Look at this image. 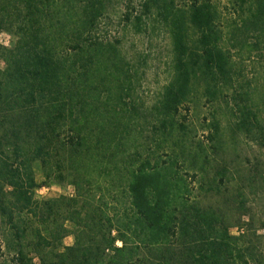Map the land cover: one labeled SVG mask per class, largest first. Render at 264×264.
Returning <instances> with one entry per match:
<instances>
[{
  "label": "trees",
  "instance_id": "16d2710c",
  "mask_svg": "<svg viewBox=\"0 0 264 264\" xmlns=\"http://www.w3.org/2000/svg\"><path fill=\"white\" fill-rule=\"evenodd\" d=\"M219 1H142L136 30L152 16L170 39L167 81L145 106L139 64L96 35L104 0H0V30L15 37L0 44V216L14 264H264L250 197L264 175L231 168L239 133L264 148V92L228 95L236 58L264 60V0H225L228 18ZM202 97L235 119L214 109L191 128L182 110ZM35 161L43 184L73 192L34 199Z\"/></svg>",
  "mask_w": 264,
  "mask_h": 264
},
{
  "label": "rangeland",
  "instance_id": "374dc122",
  "mask_svg": "<svg viewBox=\"0 0 264 264\" xmlns=\"http://www.w3.org/2000/svg\"><path fill=\"white\" fill-rule=\"evenodd\" d=\"M142 1L104 0L105 11L98 22L96 35L108 40L117 39L120 42L121 51L126 58L132 64H139L138 72L140 79L136 85V95L145 106H149L167 81L170 62V39L164 24L158 19L153 20L152 16L149 19L146 18L141 31L136 30L134 15L141 9ZM187 1L189 0H176V3L183 5ZM219 2L223 7L225 17L228 18L227 10L224 8L225 0ZM14 40L15 37L12 33L0 30L1 45L10 46ZM252 56L250 58H236L235 60L236 75L234 76L233 88H230L228 95L230 99L234 97L235 101L240 104H248L250 101L247 98L246 100L244 99L246 97L244 94L239 97L238 93L251 91V94L255 88H258L255 92H264V60L261 56L257 55V52H253ZM3 67L4 62L0 59V68ZM218 102H221L219 106L215 103L212 104V102L206 103V100L202 97L195 110L193 107L189 111L183 109L182 116L185 117L186 124L190 125L191 128L196 127L199 129L201 123H203L202 119L208 117L209 112H212L214 109H217L219 113L224 112L225 117L227 116L230 121L235 119V116L227 111L222 99L218 100ZM259 108L262 112L264 111V108L261 106ZM205 135L206 132L200 131L196 134L202 141H206ZM227 138H229V134ZM234 147L235 150H233L232 155H236L237 158L233 159L232 169H239L240 164V169H243V173H246L248 168L251 169L253 165H257L264 175V148L258 144L257 140L252 138L251 135L239 133ZM235 161H238V163ZM32 168L36 182L42 183L44 176L40 163L38 161L33 162ZM72 192V186L67 183L60 184L49 181L39 184L34 189L33 198L42 200L61 194L69 195ZM258 192L255 196H250L252 197V210L257 212V217H259L260 221H264V194L260 190ZM10 230L9 225L4 220H1L0 216V264H14V253L11 249H8L5 242V237L8 239L10 236ZM237 231L236 228L231 229L233 234H236ZM260 233L264 235V229L260 230ZM72 242L73 237L71 235L63 239L64 244L68 245Z\"/></svg>",
  "mask_w": 264,
  "mask_h": 264
},
{
  "label": "built area",
  "instance_id": "2783aa9c",
  "mask_svg": "<svg viewBox=\"0 0 264 264\" xmlns=\"http://www.w3.org/2000/svg\"><path fill=\"white\" fill-rule=\"evenodd\" d=\"M42 188H44V187H42Z\"/></svg>",
  "mask_w": 264,
  "mask_h": 264
}]
</instances>
